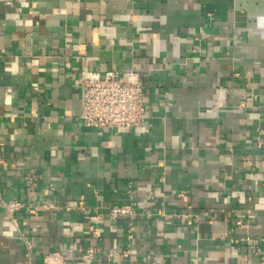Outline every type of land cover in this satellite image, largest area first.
<instances>
[{
  "label": "crops",
  "instance_id": "obj_1",
  "mask_svg": "<svg viewBox=\"0 0 264 264\" xmlns=\"http://www.w3.org/2000/svg\"><path fill=\"white\" fill-rule=\"evenodd\" d=\"M110 70L140 127L82 123ZM0 157V264H264V0H0Z\"/></svg>",
  "mask_w": 264,
  "mask_h": 264
},
{
  "label": "built area",
  "instance_id": "obj_2",
  "mask_svg": "<svg viewBox=\"0 0 264 264\" xmlns=\"http://www.w3.org/2000/svg\"><path fill=\"white\" fill-rule=\"evenodd\" d=\"M81 89V113L82 123L87 127L107 130L118 127H140L146 117L143 106L144 86L142 79L137 73H128L125 77L116 71H90L77 80ZM0 163L3 160L0 157ZM31 179H27L26 195L33 194ZM53 192L49 185L43 189L45 195ZM0 206L14 221V213L26 206V202L19 200H6L0 193ZM28 206V205H27ZM26 206V207H27ZM44 207V205H41ZM52 207V204L48 205ZM112 219L120 215L130 214L131 207L128 205H113L108 209ZM247 218V217H246ZM236 225L243 223L242 217L235 221ZM253 254L258 253L257 240L246 238ZM88 256H91L89 252ZM87 261L85 264H89ZM42 264H65L63 257L57 252L47 253Z\"/></svg>",
  "mask_w": 264,
  "mask_h": 264
}]
</instances>
